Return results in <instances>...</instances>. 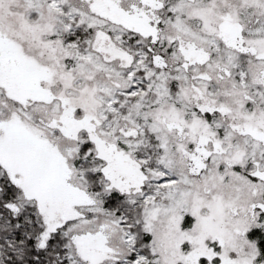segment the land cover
Instances as JSON below:
<instances>
[{"label": "snow or ice", "instance_id": "snow-or-ice-1", "mask_svg": "<svg viewBox=\"0 0 264 264\" xmlns=\"http://www.w3.org/2000/svg\"><path fill=\"white\" fill-rule=\"evenodd\" d=\"M0 264H264V0H0Z\"/></svg>", "mask_w": 264, "mask_h": 264}]
</instances>
